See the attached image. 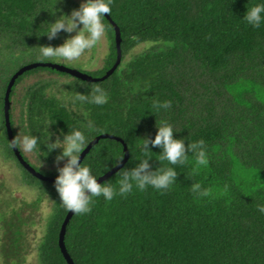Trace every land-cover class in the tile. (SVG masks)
<instances>
[{
	"label": "trees",
	"instance_id": "trees-1",
	"mask_svg": "<svg viewBox=\"0 0 264 264\" xmlns=\"http://www.w3.org/2000/svg\"><path fill=\"white\" fill-rule=\"evenodd\" d=\"M261 2L112 0L109 16L120 30L121 62L110 76L91 82L39 66L17 77L10 92L14 137L31 132L43 141L49 119L55 121L49 126L52 140L78 128L88 137L85 149L103 134L116 137L100 138L81 162L102 177L124 160L126 145V162L101 181L117 193L121 173L145 157L139 137L153 138L156 123L172 124L174 135L186 144L205 141L209 164L198 174L193 172L194 153L187 163L172 166L153 147L151 168L175 167L173 186L141 191L133 182L132 192L111 201L94 197L91 212L74 213L64 234L74 264H264V213L258 210L264 206V23L254 28L241 19L247 8ZM55 3L0 0L1 152L38 192L32 207L44 199L51 202L36 246L38 264H69L59 244L69 210L60 202L54 181L36 177L17 158L4 103L11 79L24 66L66 65L62 59L43 58L39 47L64 42V32L53 40L40 36L45 21L54 20L49 14ZM79 5L58 0L56 7L70 13ZM104 22L107 47L99 67L79 70L94 78L104 77L118 56L114 25L106 16ZM141 46L145 49L137 51ZM57 79L64 81L62 86ZM96 87L108 93V103L91 102ZM164 101H171V107L157 111L154 105ZM17 103L22 107L19 120ZM19 151L36 172L56 177L59 149L47 157L43 148L31 155ZM193 183L227 186L228 195L198 199ZM26 223L14 207L0 212V264H23Z\"/></svg>",
	"mask_w": 264,
	"mask_h": 264
},
{
	"label": "clouds",
	"instance_id": "clouds-1",
	"mask_svg": "<svg viewBox=\"0 0 264 264\" xmlns=\"http://www.w3.org/2000/svg\"><path fill=\"white\" fill-rule=\"evenodd\" d=\"M57 2L58 0H56L53 12L49 14L54 17V20L52 22L45 21L47 27L40 36H46L48 40H53L60 32L75 34L68 35L59 46H39L41 55L45 59L57 58L65 61H77L105 35V14H111L112 0H83L79 7L72 9L70 13H64L57 8ZM57 12L60 13L58 16ZM241 19L252 27L259 28L264 23V0L247 8ZM108 101V93L102 87H96L91 102L96 105H104ZM170 107L171 101L157 102L154 105L157 111L167 110ZM54 123L55 121L49 119L44 125L43 131L46 132V136L43 141L41 135L30 132L22 138L14 137L11 140V147L22 148L26 153L39 151L43 148L47 153L45 157L57 149L60 150L55 156L58 167L54 187L63 206L78 215L91 212V203L94 197L103 196L106 201H111L117 194L124 196L132 192L133 182H135V187L141 191L149 186L160 191L168 190L173 186L178 174L175 167L151 168L149 161L152 159L150 153H153L151 150L153 147H158L161 150L159 152L160 160L167 161L172 166L187 163L189 153H194L196 156L194 174H198L202 168H207L209 164L203 139L186 144L185 139L174 135L177 130L172 124L162 121L159 125L156 123L157 130L153 138L139 137L145 157L135 167L121 173L117 193L113 186L105 182H98L100 176L94 175L91 167L80 161V154L88 143L85 132L77 128L67 133H61L62 139L57 137L52 140L53 134L49 131V126ZM61 162H63L62 166ZM191 190L198 199L228 195L227 186L214 189L203 187L201 183H193ZM258 210L264 213V206H259Z\"/></svg>",
	"mask_w": 264,
	"mask_h": 264
},
{
	"label": "rangeland",
	"instance_id": "rangeland-1",
	"mask_svg": "<svg viewBox=\"0 0 264 264\" xmlns=\"http://www.w3.org/2000/svg\"><path fill=\"white\" fill-rule=\"evenodd\" d=\"M83 0H73V3L81 4ZM71 12V11H70ZM64 34V39L68 35ZM107 47L106 35H104L101 40L91 49L87 50L85 54L77 61H65V66L74 68L77 70H90L97 66L99 67L102 58L104 56V51ZM145 46L137 48V51H143ZM57 62H61V59L52 58ZM64 61V60H62ZM60 86H62V79H57ZM33 81V80H32ZM58 87L54 88L56 91ZM62 88L59 87L60 91ZM21 104L17 103L14 106V110L17 114V120L21 116ZM4 134L3 122H2V107L0 106V135ZM23 133L20 135L22 138ZM2 145L0 146V212L12 209L13 207L21 211V217L24 218L27 223L24 226V236L26 240V253L23 257V264H38L37 259V244L43 237V231L45 229V224L47 218L51 212V202L44 199L38 204L37 208L32 207V203L36 201L38 192L33 190L30 186L24 183L20 171L21 168L16 162L12 160H7L2 154ZM29 154V153H28ZM31 155V153H30ZM63 162H61L62 166ZM7 202H10L12 206H8Z\"/></svg>",
	"mask_w": 264,
	"mask_h": 264
},
{
	"label": "water",
	"instance_id": "water-1",
	"mask_svg": "<svg viewBox=\"0 0 264 264\" xmlns=\"http://www.w3.org/2000/svg\"><path fill=\"white\" fill-rule=\"evenodd\" d=\"M105 16L107 17V19H109L111 21V23L114 25V28H115V32H116V46H117V52H118V56H117V60H116V63L114 64V66L106 73V75L102 78H94L86 73H83L77 69H74V68H70L68 66H65V65H62V64H58V63H33V64H29L27 66H24L23 68H21L14 76L13 78L11 79L9 85H8V88H7V92H6V95H5V103H4V112H5V120H6V128H7V134H8V137H9V140H10V143H11V140L14 138V133H13V130L11 128V123H10V107H11V102H10V92H11V89L15 83V80L17 79V77L21 74H23L25 71H28V70H31L33 68H36V67H39V66H42V67H51L53 69H56V70H59L61 72H64V73H68L74 77H77V78H80V79H83V80H86V81H91V82H94V81H98V80H103L105 78H107L108 76H110L114 70L118 67V65L120 64L121 62V48H120V43H121V37H120V30L119 28L114 24V22L111 20L110 16L105 14ZM100 138H115L114 136H111V135H106V134H103L99 137H97L96 139H94V141H92L88 147L82 152V154L80 155V161H82L83 157L86 155V153H88V151L90 150V148L93 146V144L97 143L99 141ZM120 140V139H118ZM124 149L126 151V157L124 158V160L117 166L115 167L114 169H112L111 171H109L108 173H106L104 176L100 177L98 179V182H101L103 181L104 179L108 178L109 176H111L114 172H116L120 167L123 166V164L126 162L127 158H128V150H127V147L126 145L124 146ZM14 152L17 156V158L19 159V161L25 166V168L30 172L32 173L33 175H35L36 177L40 178V179H43V180H49V181H55V178H48V177H45L43 175H41L40 173L36 172L35 169L33 167H31L23 158V156L21 155L19 149H14ZM74 213L70 212L68 213L65 221H64V224H63V227H62V230H61V233H60V247H61V250L66 258V260L68 261L69 264H74L72 259L70 258L69 254L67 253L66 251V248H65V245H64V234H65V227H66V224L68 223V221L70 220V218L72 217Z\"/></svg>",
	"mask_w": 264,
	"mask_h": 264
}]
</instances>
